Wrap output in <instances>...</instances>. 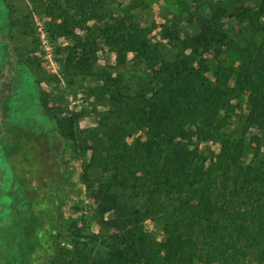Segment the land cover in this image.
I'll list each match as a JSON object with an SVG mask.
<instances>
[{"label": "trees", "instance_id": "16d2710c", "mask_svg": "<svg viewBox=\"0 0 264 264\" xmlns=\"http://www.w3.org/2000/svg\"><path fill=\"white\" fill-rule=\"evenodd\" d=\"M63 1L50 0L74 41L66 70L95 77L99 104L107 102L87 130L83 167L103 233L68 229L69 247L37 239L51 249L46 262L264 264V0H202L205 11L162 23L159 39L134 19L130 2L113 11L106 0ZM67 6L95 11L84 19L95 18V27ZM181 27L192 31L180 35ZM98 40L116 62L95 71L89 44ZM241 97L247 111L236 131L233 100ZM56 111L46 107L63 140H73L72 118ZM203 141L217 150L200 148ZM146 220L160 226V241Z\"/></svg>", "mask_w": 264, "mask_h": 264}, {"label": "rangeland", "instance_id": "374dc122", "mask_svg": "<svg viewBox=\"0 0 264 264\" xmlns=\"http://www.w3.org/2000/svg\"><path fill=\"white\" fill-rule=\"evenodd\" d=\"M201 1L106 0L112 2L109 7L113 11L115 5L129 2L137 6L132 12L134 19L147 25L155 39H159L162 23L170 25L198 9L205 11L208 4ZM1 10L15 27L5 33L11 61L5 59L4 43L0 44V264H49L45 259L51 249L38 246L37 239H58L54 246L69 247L68 229L103 233L93 213L95 201L87 195L83 167L91 143L87 130L95 125L107 102L99 104L101 85L95 77L67 72L66 51L74 41L68 35L69 26L55 19L57 9L50 0H3ZM65 10L82 25L95 27V18L84 20L95 11L69 6ZM181 30L180 35L192 31ZM73 32L78 36L84 33L82 27H75ZM229 32L236 37L237 28L232 24ZM89 45L97 48L95 71L115 64L116 53L102 41ZM126 56L131 58L132 52ZM233 103L237 118L232 129L239 131V116L247 106L244 97ZM46 107H55L57 115L72 118L73 140H63ZM200 148L216 151L218 146L203 141ZM144 224L157 241L162 239L156 222L146 220ZM49 229L59 233L57 237L49 234Z\"/></svg>", "mask_w": 264, "mask_h": 264}, {"label": "flooded vegetation", "instance_id": "af4514ba", "mask_svg": "<svg viewBox=\"0 0 264 264\" xmlns=\"http://www.w3.org/2000/svg\"><path fill=\"white\" fill-rule=\"evenodd\" d=\"M2 6H3V0H0V44L4 43L3 52L7 51L8 55H7L6 59L11 61L13 59V57L10 53V49L8 48L10 46V43L7 40L8 38L5 36L6 35L5 33H6V29L8 31V30H10V28L15 27V25H14L13 21L8 19V16H7V19L5 18L7 13L3 12V10H1ZM5 9H6V7H5Z\"/></svg>", "mask_w": 264, "mask_h": 264}]
</instances>
